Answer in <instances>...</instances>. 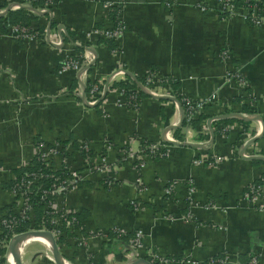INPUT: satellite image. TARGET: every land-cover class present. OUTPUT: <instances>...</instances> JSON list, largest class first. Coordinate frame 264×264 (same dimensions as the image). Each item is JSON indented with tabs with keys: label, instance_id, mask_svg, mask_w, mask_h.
<instances>
[{
	"label": "crops",
	"instance_id": "1",
	"mask_svg": "<svg viewBox=\"0 0 264 264\" xmlns=\"http://www.w3.org/2000/svg\"><path fill=\"white\" fill-rule=\"evenodd\" d=\"M30 1L27 32H0V219L18 212L15 170L35 143H55L64 150L52 168L79 176L51 199L74 218L54 238L62 262L264 264V206L247 197L250 185L264 195V25L247 5L226 14L214 0H56L41 12L45 0ZM175 97L207 100L194 126L181 124ZM25 259L55 264L51 250Z\"/></svg>",
	"mask_w": 264,
	"mask_h": 264
},
{
	"label": "built area",
	"instance_id": "2",
	"mask_svg": "<svg viewBox=\"0 0 264 264\" xmlns=\"http://www.w3.org/2000/svg\"><path fill=\"white\" fill-rule=\"evenodd\" d=\"M56 0H45L42 4L43 7L37 8V11L44 12L46 8H49ZM214 4L218 12L231 14L234 12L235 5L231 0H214ZM28 6V0H10V2L7 5V10L11 9H17L19 7H27ZM203 5H200V9H203ZM258 7L254 5L248 4L246 7L245 15L248 16V19L250 22H252L254 25H264V14L262 11H259ZM121 27H115L111 30H104L102 31L101 35L102 37H113L117 33H119ZM11 32L15 35L16 33L25 34L27 32V28L24 26H13L11 28ZM65 65L73 68L78 69V61L74 58L69 57L65 60ZM95 89V86L92 88ZM133 95H130L129 98H133ZM207 100L202 101H194L191 99H188L186 97L182 98V104H183V111H184V119L188 123V121L199 111L202 110L203 105L206 103ZM186 123V125H187ZM64 150V147L60 144L52 143L51 146H48L47 144L38 141L34 145V157H37L40 161V163L49 170H54L52 168V160L55 155H58L62 153ZM82 150H87V145H82ZM147 150L151 154H161L159 151L158 144H151L147 146ZM84 162L87 164V156H84ZM138 159H141L140 156L137 157ZM102 164V163H100ZM138 167H142L143 163H141L138 160L137 163ZM95 165V169L100 170V166ZM71 177H65V178H59L58 176L53 175L52 173L48 174V178L51 180V184L48 189H44L42 191V195H40L39 199L42 202L43 211L47 213V209L52 208V203L45 199L46 195H53L55 193L72 189L75 187L76 181L79 179V176L77 173L72 172ZM47 176L46 174L43 175L39 171H33L29 173H25V176L22 179H19L18 181H15L12 189L15 195V202L18 206V212L17 214L8 213L3 215L0 219V223L2 225V229H5L6 232L4 235H2V232L0 233V248L6 247V241L8 242L9 238L16 234L14 232V226L17 219H29L31 216V208L28 205L27 202V191L30 187V185L37 184L39 179L41 177ZM171 185H168L165 189V193H168L171 189ZM192 189H190V192ZM247 197L252 203L258 204L259 207L264 206V195H262L261 187L259 185H250L247 189ZM258 199V200H257ZM52 214L51 220H50V226L49 228L43 230L49 231L52 236L55 238L60 234V227L62 225L70 226L72 225L74 218L73 217H66L65 212H55L51 210L50 212ZM41 229V230H42ZM29 230V229H28ZM118 231H116L117 233ZM10 234V237L7 239L6 235ZM19 233V232H18ZM119 233V232H118ZM117 233V234H118ZM141 236V231L136 230L134 233V241L138 242L139 238ZM3 256V255H2ZM2 256H0V263L2 261ZM159 263L161 264H167L168 261L164 257H160L157 259ZM221 261H219L220 263ZM247 264H256L255 258L253 257Z\"/></svg>",
	"mask_w": 264,
	"mask_h": 264
},
{
	"label": "trees",
	"instance_id": "3",
	"mask_svg": "<svg viewBox=\"0 0 264 264\" xmlns=\"http://www.w3.org/2000/svg\"><path fill=\"white\" fill-rule=\"evenodd\" d=\"M42 0H31V4L39 3ZM235 6H244L248 4H256L257 6H263L264 0H231ZM6 5V4H5ZM34 16H31L26 7H19L14 10H7L4 16H0V32L4 31L6 26L9 25H17V26H29L31 19ZM123 86V85H121ZM140 94H143L142 92H139ZM132 94V93H128ZM176 101L184 107L182 104V98L179 99V97H175ZM244 108V107H243ZM246 111V110H245ZM197 120H189L188 123L185 121L184 118H182L181 124L186 125V123L190 126H194V124L198 121ZM33 171H39L43 175H47L44 177H41L37 184L30 185L28 191H27V202L28 205L31 208L32 217L31 219H17L15 226H14V232H22L26 231L28 229H42V228H49L50 226V217H51V209H47V213L43 211L42 202L40 201L39 197L42 195V191L44 189H48L50 184L52 183L51 180L48 178V174L52 173L55 176H58L59 178H65L67 177V174L64 171H57V170H49L46 169L39 161L37 157H34L31 159L30 163L22 168H17L15 170V181H18L19 179H22L25 176V173L33 172ZM14 181V182H15ZM12 183V185L14 184ZM78 180L76 181L75 185L77 184ZM53 195H46L45 199L51 202V199L53 198ZM2 235L5 234L6 230L2 229ZM1 237V236H0ZM7 239L10 237V234L6 235ZM62 241L61 237H58L56 239V243H59ZM5 252V247L0 248V254H3ZM151 264H160L158 260L154 259L151 260Z\"/></svg>",
	"mask_w": 264,
	"mask_h": 264
},
{
	"label": "water",
	"instance_id": "4",
	"mask_svg": "<svg viewBox=\"0 0 264 264\" xmlns=\"http://www.w3.org/2000/svg\"><path fill=\"white\" fill-rule=\"evenodd\" d=\"M170 142L174 144H183L182 142H175V141H170ZM27 237H41L44 240H46L50 245V250H51L52 259L54 263L63 264L62 258L58 252L54 237L49 231L43 230V229L42 230L41 229H29L26 231L16 233L9 238L6 247H7L8 254L11 256L15 264H22L20 260V256L15 250V245L19 241L26 239ZM128 264H151V263L148 260L139 257V258L133 259ZM218 264H236V263L229 262V261H223Z\"/></svg>",
	"mask_w": 264,
	"mask_h": 264
},
{
	"label": "bare ground",
	"instance_id": "5",
	"mask_svg": "<svg viewBox=\"0 0 264 264\" xmlns=\"http://www.w3.org/2000/svg\"><path fill=\"white\" fill-rule=\"evenodd\" d=\"M32 243L40 244L46 250H50L49 247L50 245H48L49 243L41 237H27L26 239L21 240L15 245V250L18 254L19 253L21 254ZM7 256L9 259V264H15L11 256L9 254ZM63 264H67V263L63 262Z\"/></svg>",
	"mask_w": 264,
	"mask_h": 264
},
{
	"label": "rangeland",
	"instance_id": "6",
	"mask_svg": "<svg viewBox=\"0 0 264 264\" xmlns=\"http://www.w3.org/2000/svg\"><path fill=\"white\" fill-rule=\"evenodd\" d=\"M6 246H7V241H6ZM33 250H40V251H46L43 247H41V246H39V245H36V244H34V243H32V244H30L28 247H27V249H25L22 253H21V258H22V261L25 263V264H27L26 263V257H27V255L31 252V251H33ZM8 251H7V247H5V252L3 253V256H2V260H4V261H6V264H7V262L9 263V259H8ZM47 255L50 257V254H48V252H47Z\"/></svg>",
	"mask_w": 264,
	"mask_h": 264
}]
</instances>
